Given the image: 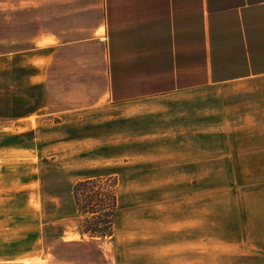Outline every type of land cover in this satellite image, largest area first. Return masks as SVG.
Instances as JSON below:
<instances>
[{"label":"crops","instance_id":"obj_1","mask_svg":"<svg viewBox=\"0 0 264 264\" xmlns=\"http://www.w3.org/2000/svg\"><path fill=\"white\" fill-rule=\"evenodd\" d=\"M41 6L46 30L27 49L15 45L14 55L32 68L45 115L59 118L66 138H79L96 162L121 163L123 185L143 188L142 210L132 214L141 222L118 233L117 264H264V87L237 107L221 91L264 78V0ZM25 135L0 130V203L25 199L33 164L7 161L32 154L35 141L38 148ZM216 171L224 173L222 198H199L200 185H216ZM200 172L212 173L211 182H200ZM11 227L4 229L39 235Z\"/></svg>","mask_w":264,"mask_h":264},{"label":"rangeland","instance_id":"obj_2","mask_svg":"<svg viewBox=\"0 0 264 264\" xmlns=\"http://www.w3.org/2000/svg\"><path fill=\"white\" fill-rule=\"evenodd\" d=\"M65 1L68 0H0V55L7 53L0 56V130L26 132L27 140L36 137L38 142V148L36 141L33 142L35 151L32 154L18 156L15 162L7 160L12 164H17V160L30 162L33 171L21 191L29 201L28 207L24 198L10 199L15 204L9 209L3 206L10 200H1L0 257L17 253L23 256L19 258L21 260L2 259L0 264H117L118 233L128 225L141 222L133 219L132 214L142 210V198L136 197L141 196L143 188L128 187L123 185L124 181H119L116 173L121 163L96 162L92 152L84 153L79 138H66L70 133L57 125L61 120L45 115L47 98L40 87L30 85L32 68L27 60L22 56L15 58V45L27 49L31 38H38L46 30L47 10L41 5ZM244 82L248 84L245 90H221L224 95L232 94L230 98L234 96L236 100L226 105L237 107V101L253 99L255 91L264 87V78ZM28 117L27 121H21ZM214 149L222 148L216 144ZM109 176L117 178L118 203L113 214V234L106 238L84 234L81 225L85 217L75 211L72 188L79 181ZM207 177L211 178L212 173L200 172V179L203 178L200 182H211ZM213 177L216 185H200L199 198H222L224 173L216 171ZM205 200H200L202 213L207 211ZM219 211L221 215V208ZM214 221L216 225H222V220ZM205 222L200 218L201 225ZM8 224L22 232L38 230L39 235L8 233L4 229ZM83 237L84 242L80 241ZM88 237L98 239L91 242ZM68 241L72 242L65 243ZM119 243L120 248H124L121 244L125 242Z\"/></svg>","mask_w":264,"mask_h":264},{"label":"trees","instance_id":"obj_3","mask_svg":"<svg viewBox=\"0 0 264 264\" xmlns=\"http://www.w3.org/2000/svg\"><path fill=\"white\" fill-rule=\"evenodd\" d=\"M117 178L105 177L77 182L72 188L76 213L85 218L83 233L106 238L113 234V214L117 209Z\"/></svg>","mask_w":264,"mask_h":264}]
</instances>
